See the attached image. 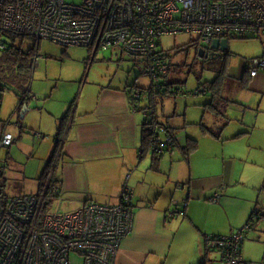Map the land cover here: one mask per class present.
<instances>
[{"label": "crops", "instance_id": "1", "mask_svg": "<svg viewBox=\"0 0 264 264\" xmlns=\"http://www.w3.org/2000/svg\"><path fill=\"white\" fill-rule=\"evenodd\" d=\"M249 60L241 63L233 78L242 77ZM245 79L250 93L246 102L254 106L258 101L254 119L248 122L246 114L235 129L237 134L224 138L194 134L183 139L175 133L178 128L157 118L174 136L175 145L164 151L155 164L150 150L141 154L144 118L130 104L128 85L92 84L86 91L83 86L81 93L85 98L74 106L66 102L52 106L43 103L50 113L41 119V130L54 123L53 132L58 119L55 117L61 113L65 117L72 110L61 137L64 142L57 150L55 170L59 196L54 200L62 212L76 211L91 201L115 205L126 184L132 192L134 222L132 232L121 243L117 264H226L218 251L206 252L205 237L237 232L248 222L252 210L257 209L253 224L244 234L241 256L251 264L257 254L264 255V72L251 78L247 74ZM73 88L78 89L76 85ZM37 98L31 94L28 102ZM145 100L148 104V98ZM28 102L25 108L29 107ZM15 111L19 113L17 108ZM27 111L28 108L19 113L21 118ZM204 119L201 121L208 126ZM61 122L62 119L59 126ZM35 135L37 139L44 138L38 132ZM190 138L196 139L197 146L185 157L182 150ZM11 146L6 148L10 152L6 160L13 156ZM0 167V181L7 196L39 190L41 168L22 170L24 184L32 179L35 182L9 194L5 167ZM215 196L217 202L212 201ZM183 199L187 206L181 216L182 205L174 206L172 201ZM211 255L216 256L214 260Z\"/></svg>", "mask_w": 264, "mask_h": 264}, {"label": "built area", "instance_id": "2", "mask_svg": "<svg viewBox=\"0 0 264 264\" xmlns=\"http://www.w3.org/2000/svg\"><path fill=\"white\" fill-rule=\"evenodd\" d=\"M0 31L30 37L37 43L46 39L62 47L81 46L94 52L119 48L142 59L139 76L153 82L157 90L156 84L167 73L169 64L159 48L162 36L193 35L200 48L210 53L215 40L264 32V3L262 0H81L75 4L65 0H0ZM4 47L0 42V49ZM38 58L36 51L34 66ZM256 67L264 68V59L249 65L250 77L257 74ZM140 96V92H132L134 99ZM147 119L152 123L148 126L152 134L157 132L156 147L163 153L172 138L162 126L155 127L152 118ZM12 143V137L4 134L0 148H9ZM58 155L56 152L53 166L36 193L7 196L0 181V264H72V254L81 258L80 264H117L121 243L133 229L130 188L123 185L115 205L91 201L73 212L48 213L47 195L59 196V187L55 185L52 189ZM217 200L218 196L212 198L213 202ZM172 203L182 205L179 214L183 216L187 201ZM247 230L245 224L228 236L211 239L208 235L205 245L208 250L218 251L226 264H247L241 256Z\"/></svg>", "mask_w": 264, "mask_h": 264}, {"label": "rangeland", "instance_id": "3", "mask_svg": "<svg viewBox=\"0 0 264 264\" xmlns=\"http://www.w3.org/2000/svg\"><path fill=\"white\" fill-rule=\"evenodd\" d=\"M65 1L75 4L81 2V0ZM262 1L264 3V0ZM3 39L6 41V38ZM195 39V36L188 34L165 35L160 39V47L167 53L174 70L171 78L184 81L185 84L182 88L188 92L194 90L199 84L212 82L221 66L220 59L199 58L197 47L192 45V41ZM17 41L20 42L21 39L19 38ZM30 45V42L25 41L23 49L27 50ZM263 49L264 36L258 39L230 40L228 42L230 55L228 57L227 74L230 76L237 74L244 60L260 57ZM38 55L39 58L31 82V94L38 98L30 101V103L28 102L29 107L27 108L29 111L25 113L23 118L19 113H16L15 110L19 100L11 89L5 91L0 107V120L2 122H0V139L3 136L4 127V133L10 135L14 141L11 146L14 147V152L10 160H6V158H9L10 152L6 148H0V165L5 167L9 194H12L10 192L13 191L23 190L22 187L35 182V179H32L30 182L27 180V183L24 184L22 170L26 169V172H29L30 168L34 170L41 168V171H43L52 154L53 137L56 135L64 113H61L59 117H55L58 119L53 132L54 123L45 130H41L38 128L41 119L49 116L47 114L49 111L43 108V103L48 102L52 106L59 105L60 102H66L68 106H74L79 99L83 101L85 98L84 92L81 93L83 86L84 91H86L92 84L107 85L112 82L114 85L130 86L135 78L139 76L142 67L140 62H134L131 56L126 53L121 54L118 50H98L93 58L90 56L87 47L72 46L63 48L46 39L39 42ZM231 79L228 78L225 81L223 95L236 101V103L227 108V118L231 120L221 132L223 138L231 136V133L237 134L238 131L235 129L242 122V118H245L247 114V121L249 122L250 118L254 119L252 117L254 116V110L258 109V101L254 106H249V102H246L245 98H249L250 95L249 90L237 89V83ZM71 81H74V83ZM137 83L145 87L150 85V81L142 76H139ZM74 85L78 87L75 91ZM152 98L158 120L178 128L175 132L178 138L182 136L184 139L187 135L194 137V134L202 135L203 132L199 124L202 118H205L204 120L209 127L214 125V116L205 113L203 107L210 101L211 97L208 93L188 95L186 98L160 95H153ZM145 104L146 100L140 102L142 107ZM37 132L43 135L44 138L37 139L35 135ZM62 211L56 200L52 201L47 207L48 213H66ZM215 257L211 255L210 259L214 260ZM263 258V253L257 254L251 264H261ZM70 260L72 264H80L81 262V258L73 254L70 256Z\"/></svg>", "mask_w": 264, "mask_h": 264}, {"label": "trees", "instance_id": "4", "mask_svg": "<svg viewBox=\"0 0 264 264\" xmlns=\"http://www.w3.org/2000/svg\"><path fill=\"white\" fill-rule=\"evenodd\" d=\"M261 36H264L263 31H258L255 34L246 33L245 35L231 37L227 41L229 42L230 40H245L249 38L258 39ZM3 38H6V41ZM19 38L21 39L20 42L17 41V39ZM25 41H28L31 43L30 48H28L27 50L23 49V43ZM0 42L5 45L3 49H0V107L2 104L3 95L5 91L7 89H11L19 100V105L17 109H18V112L21 114L23 107L27 105V102L29 101L31 97V82H32L33 72L35 69L34 58L36 56V51L38 52L39 42L37 43L34 39L30 37L14 36L11 34L3 33L1 31H0ZM192 45L197 47V55H198V49L202 46L200 45L198 41H192ZM160 46L161 45H159V48L161 49ZM63 48H67V47H63ZM88 50L92 52L90 56L93 58L96 56L95 53L98 52V51L94 52L90 48H88ZM110 50L112 51L118 50L121 52V54L126 53L125 51L119 48L110 49ZM162 52H163L162 58H166L169 64H168L167 73L163 77H161L160 81L156 84L158 86L157 90H155V84L153 82L150 81V85L148 87H145L137 83L138 79H137V82L134 80L132 84L128 86L130 89H132V91H137V92H140L141 94L139 99H134L132 97L131 90L129 89L130 91L129 100H130V104L132 108L135 111H139L140 113L142 112L143 118H144L143 127H142L143 130H142V135H141V154H143L145 151L147 152L150 150L154 164L160 159L162 153H160L158 147H156V144H155V141L157 139V132H154V135H153L152 130H149L148 126H150V124L152 123H150V121L147 118H152V121L155 127L162 126L165 129L164 131L166 133L168 132V134H169V131H167L168 128H166L164 124H162L161 122H158L157 120V116H156L155 109H154V100L152 98L153 95H160V96H165V97L166 96H173V97L182 96L186 98L188 95H199V94L208 93L211 97L210 101L206 103L203 107H204L205 113L212 114L214 116L215 118L214 125L213 127L206 126L203 123V121H201L199 124L201 126V130L203 134L210 135L214 138H219L221 135V132L223 131V129L227 126L229 122V118H227V108L231 104L236 103V101H233L223 95L225 81L228 78H232L231 80L237 83V89H241V88L247 89L248 80L245 79V77L247 74L249 76V65L254 60L264 59V49H263L262 55L260 57L251 58V60L245 62L244 69H243V75L241 78H233L232 76L227 74L228 57L230 55L229 50L227 49V51L221 57L213 58V59L221 60V66L217 72L216 78L212 82H205L202 85L199 84L194 90L188 92L184 90V88H182V86L185 84L184 81H181L178 79L173 80L171 78L172 74L174 73V70L172 68V65L170 63L167 53L164 52L163 50ZM131 58L134 59V62L142 63L141 58L139 59H136L134 57H131ZM201 59H206V58H201ZM256 70H257V73L259 71L264 72V68H261V67H256ZM144 98H148V104H145L142 107L140 106V102L142 100H145ZM71 111L69 110L68 114H66V116L62 118L61 125L57 129V133L54 139V143H55L54 150H53L54 155L57 152L58 147L61 145V143L64 142L61 139V137L65 133V128L67 127V122H68V116ZM239 135H242V133L238 134L237 136ZM169 136L172 138V142L170 143V145L164 147L163 152L170 151L175 145L174 136L172 134H169ZM196 146H197L196 139H193V138L188 139L186 145L183 147V150H182L185 157H188L189 154L196 148ZM54 155L52 154V158L47 161V164L39 180L41 184L44 182L49 170L53 166ZM55 170L56 168H54V173H53V178H52V182H53L52 189L54 188V186L56 185L58 181L55 178ZM53 200L54 198L52 197L51 194L47 195L46 201L48 205H50ZM257 214H258V210L253 209L249 216L248 222L246 223V225L248 226V229L253 224L254 219L257 216ZM220 236L221 235L213 234V235H210L209 238L211 239L218 238ZM204 243L207 244L208 241L206 240ZM205 249H206V252H212L211 250L207 249L206 245H205Z\"/></svg>", "mask_w": 264, "mask_h": 264}, {"label": "water", "instance_id": "5", "mask_svg": "<svg viewBox=\"0 0 264 264\" xmlns=\"http://www.w3.org/2000/svg\"><path fill=\"white\" fill-rule=\"evenodd\" d=\"M211 49H212V51L210 53H205V51L202 48H199L198 49L199 58H206L207 59L208 57H210L211 59H213L216 57H221L222 55H224V53L228 49V41L227 40H222V41L215 40L211 43ZM26 110H27V108H25V106H24L22 112L24 113ZM52 154H51L49 160L52 158ZM183 200H185V199H183Z\"/></svg>", "mask_w": 264, "mask_h": 264}]
</instances>
